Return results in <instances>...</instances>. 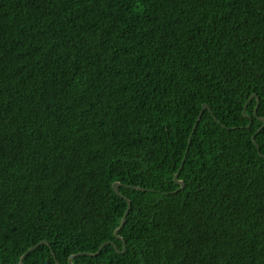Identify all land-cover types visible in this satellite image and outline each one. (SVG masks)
Masks as SVG:
<instances>
[{"label": "trees", "instance_id": "16d2710c", "mask_svg": "<svg viewBox=\"0 0 264 264\" xmlns=\"http://www.w3.org/2000/svg\"><path fill=\"white\" fill-rule=\"evenodd\" d=\"M70 257L264 264V0H0V264Z\"/></svg>", "mask_w": 264, "mask_h": 264}, {"label": "water", "instance_id": "95a60500", "mask_svg": "<svg viewBox=\"0 0 264 264\" xmlns=\"http://www.w3.org/2000/svg\"><path fill=\"white\" fill-rule=\"evenodd\" d=\"M253 96H254V95H252V97H253ZM205 109H209V106H208L207 104H204V105H203L202 111L200 112V115H199V117H198V119H197V122H198V120L200 119L201 114L203 113V111H204ZM196 125H197V124H196ZM253 139L255 140V135L253 136ZM190 141H191V138L189 139V142H190ZM182 166H183V165H181V168H182ZM175 181H176L177 184H180V185H181L180 189H183V188H184L185 183H184V181H182V180L179 179V172L175 175ZM120 184H121V183H119V182H115V183L113 184V188H114V190H115L119 195H121L120 192H119V190H118ZM139 188H140V187H139ZM126 200H127L128 203H129V207H128V209H127V212H128V211H129V208H130V204H131V202H130V200H129L128 198H126ZM122 223H124V218H123V220H122ZM118 230H119V228L115 231V235H116L117 237L121 238V237L119 236V234H118ZM103 245H104V244H103ZM103 245H102V246H103ZM36 246H37V245H35L34 247H36ZM102 246L100 247V250H101ZM34 247H31V249L34 248ZM88 254L93 255L92 253H88ZM21 259H23V257H22ZM21 262H22V260H21ZM22 263H23V262H22ZM70 263L72 264V257H70Z\"/></svg>", "mask_w": 264, "mask_h": 264}]
</instances>
